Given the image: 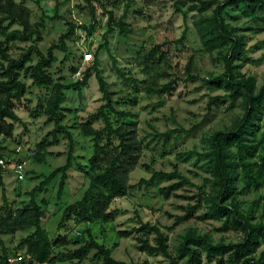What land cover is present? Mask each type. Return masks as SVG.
Returning a JSON list of instances; mask_svg holds the SVG:
<instances>
[{"label":"rangeland","instance_id":"374dc122","mask_svg":"<svg viewBox=\"0 0 264 264\" xmlns=\"http://www.w3.org/2000/svg\"><path fill=\"white\" fill-rule=\"evenodd\" d=\"M26 4L32 11L31 23L44 19L41 28L43 41L38 42L40 50L46 54L52 44H57L68 25L90 27L93 23L91 11L95 10V29L88 33L79 28L67 41L65 51H54L56 61L49 68L55 83L75 84L80 79L75 76L78 71L92 67L98 58V68L102 72L109 90L113 93L114 106L117 110L130 112L131 120L114 122H132L137 125L138 137L143 145L139 165L130 175L129 195L113 201L110 211L118 213L113 221H97L80 225H71L69 231L60 230L59 224L64 209L80 200L89 187L90 180L84 169L93 153L91 138L85 137L81 124L98 111L104 104L102 94L95 76L81 93L72 89L65 91L63 112L65 120L62 125L68 128L74 138V160L70 170L64 195L57 197L60 176L50 184L46 191L38 193L36 200L45 201L42 226L50 239L58 234H67L69 243L53 250L49 264H106L104 257L96 250H90L82 258L74 256L85 245L91 231L94 240L110 250L112 259L123 264H184L180 257L179 246L189 230L199 235H209L215 243L226 244L243 239L240 229H223V219L209 217L207 207L200 208L188 220L178 222L188 213L189 207L198 203L202 190L209 191L210 179L204 154L208 150V140L213 133L231 128L243 116L245 108L242 100L232 104L225 92L210 88L203 81L187 82V66L193 75L201 79L218 76L225 71L223 58L227 49L214 53L207 52L201 44L194 26L197 18L195 12H189L194 3L191 0H15ZM224 2L225 0H217ZM181 9V12L178 11ZM128 10L125 21L127 33H121L118 23ZM211 13V12H210ZM208 15H211V14ZM113 14L114 31L108 33L109 18ZM186 16V17H185ZM226 22L230 27L240 30L239 35L246 37V54L238 63L239 71L254 77L257 87L264 83V6L256 13L244 6L228 8L225 12ZM17 28V27H15ZM187 31L184 43L179 42ZM4 38H0V42ZM108 42V50L101 47ZM31 43L14 41L8 44L9 55L15 59L27 52ZM92 54L91 61L85 62V54ZM116 64H114V61ZM38 58L34 55L35 65ZM116 67L121 69L120 76ZM21 80L27 86V94L17 104L16 113L22 124L12 139H4L11 148L22 146L28 158L27 177L17 183L12 171L3 170V179L9 202L15 208L29 203L31 191L39 186L55 169L66 164L69 140L66 135L56 132V125L44 113V106L50 97V89L33 83L30 74L22 73ZM176 81L172 95L159 94L156 91ZM223 97L209 111L212 97ZM102 122L95 123V128L102 127ZM196 130L189 134H173L167 139V133L173 130ZM58 138L56 145L49 146L45 161L37 163L36 146ZM256 140L260 143L257 156L253 159L252 177L241 174L237 195L240 208L252 212L254 222L264 223V120L258 126ZM177 172L193 183V186L173 193L169 198L161 194V188L169 187L176 181L157 183L152 187L139 186L141 179H150L154 172ZM259 172V174H257ZM0 190V208L3 207ZM207 215V216H206ZM143 224L156 227L167 238L169 256L160 251L149 252L142 249L143 242L148 241L153 248L159 247L157 234L138 233ZM33 230L2 234L1 238L11 256L22 255L28 259L19 243ZM124 233H130L125 234ZM264 249V246L262 247ZM2 251L0 248V256ZM203 264H219V258L208 261L203 254Z\"/></svg>","mask_w":264,"mask_h":264},{"label":"trees","instance_id":"16d2710c","mask_svg":"<svg viewBox=\"0 0 264 264\" xmlns=\"http://www.w3.org/2000/svg\"><path fill=\"white\" fill-rule=\"evenodd\" d=\"M194 4L190 6L189 12H195L197 18L194 20L195 29L199 35L201 44L209 53L223 51L227 53L223 58L225 71L208 79H201L193 75L190 65L187 66V82L203 81L213 89L223 90L225 96L234 104L238 100L244 103V114L240 120L231 128L217 131L208 140V150L200 154L204 158L211 178L207 179L210 186L209 191L202 190L198 203L189 207L188 213L180 217L178 222L188 220L197 210L208 208L209 217L223 219V229H240L243 239L239 242L226 244L215 243L209 235H199L195 230H189L179 246L180 257L185 259L184 264H203V254L208 261L219 258V264H264V223L254 222L252 212L241 210L237 195L239 190V178L241 174L252 177L253 159L257 156L260 143L256 140L258 126L264 120V83L258 88L254 77H248L239 71V65L246 54V37L239 35L240 30L230 27L226 22L225 12L228 8L244 6L251 12L256 13L264 0H191ZM181 12V9H178ZM211 12V13H210ZM211 15H208V14ZM93 23L90 27L68 25L67 31L62 34L57 44H52L47 53L44 54L38 47V42L43 41L41 28L44 27V19L39 23L32 24L31 9L24 3L15 0H0V137L12 139L17 125L23 122L17 115V104L24 100L27 94V86L21 80V74H30L33 83L39 87L50 89V97L45 102L44 113L49 120L55 123L59 134L66 135L69 140V151L67 162L64 166L55 169L41 184L31 191L28 204L15 208L9 202L7 189L3 179V170L0 168V190L2 193L3 207L0 208V264H9L11 255L8 252L2 234H14L33 230L19 243L21 250H25L27 258L16 264H49L52 259L53 250L56 247L65 246L69 243L67 234H58L50 239L42 226L44 216L43 206L45 201L38 202L36 195L46 191L47 187L60 178L57 197L61 199L64 195L66 185L70 179V170L74 160V138L68 128L62 125L65 120L63 107L65 102V91L76 90L81 93L83 87H87L89 80L95 76L102 94L104 104L93 113L89 119L81 124V131L85 137H89L93 143V153L84 169L90 183L83 197L70 204L64 209L59 224V229L69 231L71 225L93 223L97 221H113L118 213L117 210L110 211V206L115 199L129 195L131 185L130 175L139 165L143 145L138 137L137 125L130 122H114L112 116L120 120H131L132 113L117 110L114 106L113 93L108 88L102 72L98 68L99 60L95 59L92 67L84 71V77L75 84L55 83L49 73V68L56 61L54 51L66 50L67 41L81 28L89 34L95 29V10L91 11ZM128 10L120 18L118 27L121 33H127L126 19ZM186 17V16H185ZM113 14L108 22V33L114 31L112 25ZM17 27V28H15ZM187 31H184L179 42L184 43ZM14 41L31 43L27 52L15 59L9 55L8 44ZM108 50V42L101 47ZM38 58L35 65L27 66L33 62V56ZM114 64H116V61ZM117 73L124 77L122 70L116 67ZM176 81H171L156 92L159 94L172 95ZM223 97H212L209 101V111ZM97 122L103 126L95 128ZM196 130L179 129L167 133L170 138L173 134H189ZM58 138L46 142V139L36 146L37 154L34 161L43 163L49 146L58 144ZM264 171V158L262 163ZM243 171V172H242ZM242 172V173H241ZM259 174V172L257 173ZM165 181H176L169 187L161 188V194L169 198L173 193L184 188L193 186L189 179L177 172H154L150 179H141L139 186L147 188ZM207 216V215H206ZM155 232L158 236L159 247L153 248L148 241L143 242L142 249L149 252L160 251L169 256L166 241L167 238L156 227L143 224L137 230L138 233L146 234ZM130 234V233H124ZM89 237L85 245L81 247L74 256L82 258L90 250L96 249L103 257L106 264H123L112 259L110 250L99 245L93 238L91 231H87ZM17 256V255H14ZM171 264H175L172 260Z\"/></svg>","mask_w":264,"mask_h":264},{"label":"built area","instance_id":"2783aa9c","mask_svg":"<svg viewBox=\"0 0 264 264\" xmlns=\"http://www.w3.org/2000/svg\"><path fill=\"white\" fill-rule=\"evenodd\" d=\"M85 62L91 61L93 58L92 54H85ZM75 76L83 79L84 74L82 71L75 73ZM0 137V168L6 171H12L14 173L17 183H22L27 177V165L28 158L25 155L22 146L18 145L11 148L6 142H3ZM22 255L11 256L8 259L9 264H16L23 260Z\"/></svg>","mask_w":264,"mask_h":264}]
</instances>
